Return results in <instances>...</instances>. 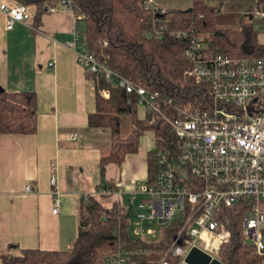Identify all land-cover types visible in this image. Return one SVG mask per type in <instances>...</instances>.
Wrapping results in <instances>:
<instances>
[{
    "label": "trees",
    "instance_id": "obj_1",
    "mask_svg": "<svg viewBox=\"0 0 264 264\" xmlns=\"http://www.w3.org/2000/svg\"><path fill=\"white\" fill-rule=\"evenodd\" d=\"M60 0H13L34 7L33 24ZM80 23L82 41L96 60L113 71L161 96L171 97L164 110L185 105H204L210 98L208 85L188 73L190 61L184 56V41L165 32L149 34L151 11L141 7L142 0H70ZM223 1L191 0L185 8H167L164 22L170 28H195L199 34L208 31L213 49L229 56H258L264 52V42L251 22L238 24L237 14L222 13ZM94 82L95 109L88 113V128L109 131V147L102 152L97 168L101 182L97 188L117 190L107 177L112 165L120 166L128 152H135L145 130H153L155 145L147 153V177L151 181L157 170V153L164 146L175 148V135L169 124L155 113L145 110L137 114L138 104L127 103L129 93L110 82L101 69L87 71ZM107 89L104 96L102 90ZM130 116L129 132L122 136V114ZM37 129V105L34 91H7L0 88V133H33ZM192 187V185L189 184ZM111 196V197H109ZM85 197V196H84ZM244 205L236 201L219 209L218 216L228 230V239L216 249L222 264H264V256L255 251L242 234ZM178 222H171L157 239H143L130 232V212L112 193H89L82 197L78 231L68 249L20 248L17 252L1 253V264H111L105 260L110 253L124 251L137 264L160 260L174 234ZM169 264L178 258L167 255Z\"/></svg>",
    "mask_w": 264,
    "mask_h": 264
},
{
    "label": "built area",
    "instance_id": "obj_2",
    "mask_svg": "<svg viewBox=\"0 0 264 264\" xmlns=\"http://www.w3.org/2000/svg\"><path fill=\"white\" fill-rule=\"evenodd\" d=\"M140 4L151 11L149 34L161 36L167 32L184 41L183 54L191 63L188 73L207 83L210 98L204 105L164 110L163 104L171 103V97L165 98L158 90L113 71L98 62L86 46L76 48L82 41V32L80 26H73V41L68 45L73 48L76 61L88 71H104L110 82L129 93L128 104L135 100L155 113L175 135V148L164 146L157 153L154 178L136 181L124 204L130 214L139 218L180 224L157 264H169L167 255L177 257L179 264L194 245L218 258L216 249L229 236L218 216L219 209L236 201L244 205V240H249L255 251L264 256V52L258 56L216 52L197 29L168 27L163 18L167 8L160 1L142 0ZM59 6L73 11L70 0H60L50 10ZM0 11L5 15L7 28L15 22L33 27L29 10L22 3L1 2ZM252 12L264 17L263 7L256 5ZM102 94L107 96L108 90H102ZM49 181L53 185L52 212L56 213L61 203L55 188L56 176L51 175ZM25 190H31V186L26 184ZM94 192L112 193L121 202L122 192L118 189L99 187ZM138 196L142 198L136 202ZM144 232L141 226L135 229V233ZM148 232L154 234L155 230ZM105 260L111 264H137L121 250L108 254Z\"/></svg>",
    "mask_w": 264,
    "mask_h": 264
},
{
    "label": "crops",
    "instance_id": "obj_3",
    "mask_svg": "<svg viewBox=\"0 0 264 264\" xmlns=\"http://www.w3.org/2000/svg\"><path fill=\"white\" fill-rule=\"evenodd\" d=\"M158 1L169 8L165 2L170 0ZM207 1H251L242 13L249 18L256 16L254 6L264 7V0ZM1 2L12 4L13 0ZM28 10L32 23L34 7ZM240 18L234 27L242 24ZM5 23L0 11V88L35 92L37 129L29 134L0 133V264L5 250L71 247L82 197L98 189L97 163L110 144L107 129L87 127L88 113L95 109V87L68 45L73 41V26H80L74 11L64 6L48 10L33 27L15 22L7 28ZM262 27L258 34L263 41L264 22ZM83 47V41L76 44ZM141 138L137 150L125 154L116 175H107L122 192V202L136 181L147 177L154 131L145 130ZM51 175L56 176L61 199L56 213L52 212ZM26 184L31 190H25Z\"/></svg>",
    "mask_w": 264,
    "mask_h": 264
},
{
    "label": "rangeland",
    "instance_id": "obj_4",
    "mask_svg": "<svg viewBox=\"0 0 264 264\" xmlns=\"http://www.w3.org/2000/svg\"><path fill=\"white\" fill-rule=\"evenodd\" d=\"M165 3H166V5L169 6V8H185V7L190 5L191 1L170 0V1H166ZM250 3H251V1H223L222 13L228 14L229 12H232V11H239L236 14H237V17L238 16L241 17L240 22H242V23L243 22H252L254 24V26L257 28V30L259 32H262V28H263L262 26H263V22H264L263 18H259L257 16H253V17L249 18L247 14H242L243 10H245V8L247 6H249ZM200 36L203 38H209L210 34L208 33V31H201ZM207 42H209V41H207ZM209 43H211V42H209ZM145 110L146 109L143 106L138 105V108H137L138 116H140V117L144 116ZM121 118H122V122H121L122 133L121 134H122V136H125L129 132L130 126H131L130 116H129V114L124 113V114H122ZM139 139H142L141 136ZM118 170H119V167H117L116 165H114V166L112 165L111 168L109 167L107 173H108V175L115 176L116 172ZM109 197H111V196H109ZM141 198H142L141 196H138L136 198V202H139L141 200ZM121 203L124 204L125 202L124 201L122 202V200H121ZM139 226L143 227V229L145 231L143 234L135 233L136 227H139ZM168 226H169L168 223H159L155 219H147V218L142 219V218L137 217L135 214H132V213L130 214V232H131V234L134 236L141 237L143 239H148V240L157 239V237L160 236V233L162 232V230L164 228H167ZM151 229L155 230L154 234H151L150 232H148V230H151ZM246 242H249V240H246Z\"/></svg>",
    "mask_w": 264,
    "mask_h": 264
},
{
    "label": "water",
    "instance_id": "obj_5",
    "mask_svg": "<svg viewBox=\"0 0 264 264\" xmlns=\"http://www.w3.org/2000/svg\"><path fill=\"white\" fill-rule=\"evenodd\" d=\"M179 264H222V262L219 258L211 256L210 253L194 245Z\"/></svg>",
    "mask_w": 264,
    "mask_h": 264
}]
</instances>
